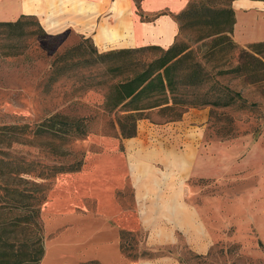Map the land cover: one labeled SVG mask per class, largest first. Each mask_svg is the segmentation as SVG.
I'll list each match as a JSON object with an SVG mask.
<instances>
[{
	"label": "rangeland",
	"instance_id": "rangeland-1",
	"mask_svg": "<svg viewBox=\"0 0 264 264\" xmlns=\"http://www.w3.org/2000/svg\"><path fill=\"white\" fill-rule=\"evenodd\" d=\"M134 2L136 8L140 10L139 0ZM196 3L197 12L194 16H186L179 22L174 16L178 24V35L175 41L182 42L198 54L204 55L208 51L210 41L214 38L219 39L220 42L216 46V50L220 52L218 61L207 66L217 69L234 68L237 65L239 53L246 49L247 45L242 46L234 42L232 15L223 12L212 13L206 9L208 4L216 9H222L229 4L228 1L214 0L205 3L197 0ZM35 18L40 23L39 18L36 16ZM30 30L29 27L24 29L25 32ZM44 31L46 36L41 39L28 37L18 39L11 36V34L14 35V31L0 28V158L36 159L45 161L46 164L61 163L63 165L82 160L83 165L76 172L60 173L48 181L36 178L32 174L3 176L1 172L4 171L0 169V264H42L43 258H45L44 264H86L88 262L104 264L93 259L84 260L82 257L95 256L96 251L93 250L92 244L96 243V240H101L103 234L97 237L95 232L99 227L90 225L87 230L76 235L78 218L83 219L84 222L92 220L98 223L105 228L106 234L110 233L112 236L117 227L109 228L108 224L127 229L134 228L137 225L135 214L125 212H136L134 189L130 178L146 173L145 169L140 168L139 165H135L130 174L126 172L122 156L126 160L128 154L132 162L143 161L137 150L140 147L144 150L145 145L149 144L155 147L159 144L157 142L161 141L172 143L176 140L178 151L204 148L206 152L210 146L212 161L215 162L220 155L226 158L227 162L232 161V168L222 177L217 175L212 179L188 178L184 184H180L186 204L201 206L206 198L217 196L233 200L236 196L252 190L258 191L260 201H264L262 175L254 174L255 170L238 168V164L247 151L245 148L241 149V145L246 146L260 139L264 128L263 121H255L250 117L251 122H236L233 127L236 129L237 136L232 139H221L208 121L210 111L208 107L186 109L179 120L172 122H167L169 118L167 114L161 115L154 110L149 113L148 118L137 123V138L123 141L110 123V120L114 118L113 115L104 108L106 100H104L105 89L102 85L111 84V77L105 74V67L83 65L82 69H79L81 79L77 82L66 78L52 82L50 66V61L55 54L81 42L86 51L96 49L98 54L122 49L100 51L91 40L80 38L74 33L65 31L61 34H50L45 29ZM158 55L157 52L145 53L142 58L150 61ZM90 73L92 76L97 75L91 84L94 88L84 93L73 92V82L79 85L90 83ZM224 84L252 99L253 91L242 86L240 80L235 79L234 75L228 76ZM248 101L263 102V100ZM259 110L263 112L264 108ZM50 116H58L68 121L85 120L88 131L86 137L62 148L54 145L53 151L46 142H40L31 135H21L1 128L38 123ZM239 116L245 119L249 114L244 113ZM220 146H225L227 150L220 152L218 149ZM236 146L240 147L239 153L235 150ZM52 152L56 156L51 154ZM103 156L110 160L108 166L110 168L108 190L110 211H105V206L101 204L103 200L96 201L93 197H84L83 204L75 206L72 211L53 213L55 210H52L50 205L55 202V198L65 195L64 190L68 189L66 187L74 184L72 180L62 181L60 176L80 173L89 162L102 159ZM5 185L11 189L9 191L3 189ZM41 194L45 196L44 201L37 206L36 198ZM112 215L117 217L116 220L110 218ZM262 221L264 223V218ZM133 233L132 236L123 238V244L128 250L123 252L120 249L122 255L128 260H139L133 259L132 256L146 253L151 256V259L161 256L169 257L179 264H264V232H259L254 225L245 222L232 223L227 229L218 231V238L210 247L209 255H207L209 251L205 255L195 253L179 232L176 233V243L169 245L148 244L149 232L147 231L140 230ZM61 236L64 237L60 238ZM106 237L105 235L104 238ZM119 240V243H122L121 233H119ZM105 249L106 258L103 261L112 264L114 257L117 256L114 246L110 244V247L106 246ZM99 252L101 253L102 250ZM99 252L96 253L98 256H100ZM196 255L201 257L198 258ZM146 256H143L142 260L150 259ZM61 257L64 260L59 263Z\"/></svg>",
	"mask_w": 264,
	"mask_h": 264
},
{
	"label": "crops",
	"instance_id": "crops-1",
	"mask_svg": "<svg viewBox=\"0 0 264 264\" xmlns=\"http://www.w3.org/2000/svg\"><path fill=\"white\" fill-rule=\"evenodd\" d=\"M189 1L139 0L138 10L134 0H22L30 10L20 13L17 18L20 15L36 16L48 33H74L80 38L90 39L100 51L145 46L168 48L178 35V24L174 16L184 10ZM2 3L4 0H0V4ZM229 7L233 12L234 42L242 46L264 42V0H233ZM10 21L0 19V22ZM136 138L137 136L125 140ZM176 142L161 141L155 147L145 145L144 150L140 147L137 150L140 158H143L140 162H132L128 154L126 160L122 156L126 172L130 174L133 167L139 165L146 173L130 178L136 212L122 209L135 214L137 225L127 229L108 224L109 228L117 227L112 236L110 233L106 234L105 228L98 223L92 220L84 222L78 218L76 235L87 230L90 225L99 227L95 232L97 237L103 234L101 240L92 244L96 253L102 250L98 253L100 256L96 253L92 257L82 256L84 260L93 259L107 264L103 261L106 258L105 247H110L111 244L118 256L114 257L112 264H179L176 260L163 256L147 260L126 259L120 252L121 231H147L150 245L175 244L176 233L179 232L188 246L199 255L207 254L218 238V231L227 229L232 223L245 222L254 225L259 232H264V201H260L258 191L246 192L233 200L221 196L206 198L201 206L185 203L181 185L186 179H212L217 175L222 177L232 168V161L227 162L221 155L215 162L212 161L210 146L206 152L204 148L178 151ZM243 148L247 151L238 168L255 170L254 174H261L264 183V128L258 141H252L246 146L242 144L241 149ZM218 149L220 152L227 150L225 146ZM235 150L239 153L240 147L236 146ZM105 157L89 162L80 173L60 176L62 181L72 180L74 184L66 187L68 189L64 190L65 195L55 198V202L50 205L55 210L53 213L72 211L75 206L83 204L84 197L103 200L101 204L105 206V211H110V160ZM115 189L116 187L113 191L114 199ZM114 216L110 218L116 220L117 217ZM63 260L61 257L58 262Z\"/></svg>",
	"mask_w": 264,
	"mask_h": 264
},
{
	"label": "trees",
	"instance_id": "trees-1",
	"mask_svg": "<svg viewBox=\"0 0 264 264\" xmlns=\"http://www.w3.org/2000/svg\"><path fill=\"white\" fill-rule=\"evenodd\" d=\"M196 1L190 0L186 8L175 15L176 21L179 22L186 16H194L197 12ZM202 1L206 3L214 0ZM226 1L230 3L233 0ZM206 9L212 13L223 12L233 17L229 4L222 9H216L208 4ZM28 27L31 30L25 32L24 29ZM0 28L14 31V35L11 34V36L18 39L23 37L41 39L46 36L43 27L33 15H20L15 21L0 22ZM219 42V39H212L204 55L198 54L197 51H193L179 41H174L166 49L145 46L112 51L107 54H98L96 49L88 52L81 42L52 57L51 79L52 82L61 78L77 82L81 79L79 69L83 65L104 66L105 74L111 77V84L102 85L105 89L104 100H106L104 108L113 115L114 118L110 120V123L122 140L135 137L137 123L148 118L149 113L154 110L161 115L167 114L169 117L167 122H172L179 120L186 109L195 107H208L210 109L208 121L211 127L215 128L216 135L221 139H232L237 136L236 129L233 127L234 123L251 122L250 117L255 121L264 122V111L259 110L264 108V42L249 44L246 49L241 50L234 68L217 69L207 65L218 61L220 52L216 50V46ZM156 52L159 55L150 61L142 58L145 53ZM230 75H234L235 79L240 80L242 86L253 91L252 99L224 84ZM89 78H91L90 83L87 84L79 85L73 82L72 91L84 93L94 88L91 84L97 75L92 76L90 73ZM248 100H263V102ZM244 113L249 116L242 119L239 114ZM84 121L83 119L68 121L58 116H50L38 123L1 128L21 135H31L40 142H46L54 151V145L62 148L86 137L88 131ZM51 154L56 156L53 152ZM82 165V160L63 165L61 163L46 164L45 161L36 159L0 158L3 176L32 174L44 181L60 173L76 172ZM2 188L8 191L11 189L6 185ZM44 197V194H41L36 198L37 206L42 204ZM133 234V232L121 231L120 247L123 252L128 250L123 244L124 236ZM209 253L210 251L207 255ZM145 255L151 259V256L146 253L132 257L142 259ZM196 257L201 256L196 255Z\"/></svg>",
	"mask_w": 264,
	"mask_h": 264
},
{
	"label": "bare ground",
	"instance_id": "bare-ground-1",
	"mask_svg": "<svg viewBox=\"0 0 264 264\" xmlns=\"http://www.w3.org/2000/svg\"><path fill=\"white\" fill-rule=\"evenodd\" d=\"M27 10L29 11L30 7L22 0H4V3L0 4V19L14 20L20 13Z\"/></svg>",
	"mask_w": 264,
	"mask_h": 264
}]
</instances>
